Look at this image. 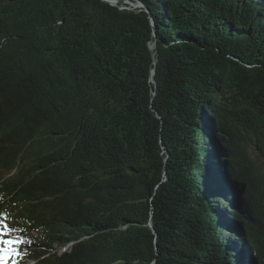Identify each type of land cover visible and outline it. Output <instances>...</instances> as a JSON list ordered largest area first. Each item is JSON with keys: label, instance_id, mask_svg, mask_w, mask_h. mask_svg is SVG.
Here are the masks:
<instances>
[{"label": "trees", "instance_id": "obj_1", "mask_svg": "<svg viewBox=\"0 0 264 264\" xmlns=\"http://www.w3.org/2000/svg\"><path fill=\"white\" fill-rule=\"evenodd\" d=\"M140 1L0 0L19 264H264V0Z\"/></svg>", "mask_w": 264, "mask_h": 264}, {"label": "snow or ice", "instance_id": "obj_2", "mask_svg": "<svg viewBox=\"0 0 264 264\" xmlns=\"http://www.w3.org/2000/svg\"><path fill=\"white\" fill-rule=\"evenodd\" d=\"M7 214L0 213V264H19V260L27 255V252H22L21 247L30 240L26 241L21 236L12 237L13 233L18 232L16 228L9 226Z\"/></svg>", "mask_w": 264, "mask_h": 264}, {"label": "water", "instance_id": "obj_3", "mask_svg": "<svg viewBox=\"0 0 264 264\" xmlns=\"http://www.w3.org/2000/svg\"><path fill=\"white\" fill-rule=\"evenodd\" d=\"M105 3H109L113 6H118L119 4H123V7L121 8L122 10H142L144 8H146V5H144L140 0H103ZM147 12H149L147 10ZM153 27H154V23H153ZM154 35L155 37H157V33H156V29L154 27ZM156 49V43H154L151 46V51L152 53H154ZM155 65H157V60H155L154 62ZM155 70H153L152 72V76H151V80L152 82L155 84Z\"/></svg>", "mask_w": 264, "mask_h": 264}, {"label": "rangeland", "instance_id": "obj_4", "mask_svg": "<svg viewBox=\"0 0 264 264\" xmlns=\"http://www.w3.org/2000/svg\"><path fill=\"white\" fill-rule=\"evenodd\" d=\"M69 248V247H68ZM67 250V247H66V249L65 248H62V249H60V253H64L65 251ZM22 251V250H21ZM31 263V262H30Z\"/></svg>", "mask_w": 264, "mask_h": 264}]
</instances>
